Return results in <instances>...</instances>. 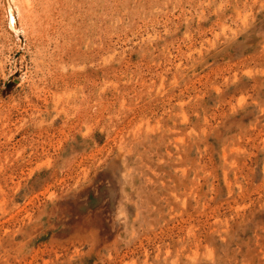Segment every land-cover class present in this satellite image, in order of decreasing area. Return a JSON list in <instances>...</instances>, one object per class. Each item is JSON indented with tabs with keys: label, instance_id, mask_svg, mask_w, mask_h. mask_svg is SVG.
<instances>
[{
	"label": "rangeland",
	"instance_id": "rangeland-1",
	"mask_svg": "<svg viewBox=\"0 0 264 264\" xmlns=\"http://www.w3.org/2000/svg\"><path fill=\"white\" fill-rule=\"evenodd\" d=\"M3 1L0 264H264V0Z\"/></svg>",
	"mask_w": 264,
	"mask_h": 264
},
{
	"label": "bare ground",
	"instance_id": "bare-ground-1",
	"mask_svg": "<svg viewBox=\"0 0 264 264\" xmlns=\"http://www.w3.org/2000/svg\"><path fill=\"white\" fill-rule=\"evenodd\" d=\"M17 1H19V2H21V6H20V3H19V5L17 4L18 2ZM30 1V0H29ZM28 2V0H4L3 1V3L5 4V8H6V10H7V16H8V18L10 17V19H11V21H13L14 20V15H15V9L17 8V6H19V7H23V6H25L24 4L25 3H27ZM33 2H34V0H33ZM39 3V2H38ZM28 4V3H27ZM27 8V7H26ZM29 8V7H28ZM31 8V7H30ZM22 9H24V7L22 8ZM34 9V8H33ZM19 12V11H18ZM29 12V11H28ZM37 12V10L35 11V13ZM32 13V12H31ZM33 14H34V12H33ZM29 14H27V16H28ZM35 15V14H34ZM20 16H22V15H20ZM34 17V16H33ZM25 18V17H24ZM31 19V18H30ZM37 19V18H36ZM27 20V19H26ZM14 23V22H13ZM16 23V22H15ZM12 25H14V24H12ZM28 25V24H27ZM35 26V25H34ZM34 28V27H33ZM30 29H31V27H30ZM33 32V31H32ZM38 47V46H37ZM41 52V51H40ZM44 54V53H43ZM41 55V54H40ZM39 56V55H38ZM36 58V57H35ZM42 59V58H41ZM38 60V59H37ZM64 61V60H63ZM26 75V74H25ZM33 76V75H32ZM23 80V79H22Z\"/></svg>",
	"mask_w": 264,
	"mask_h": 264
}]
</instances>
